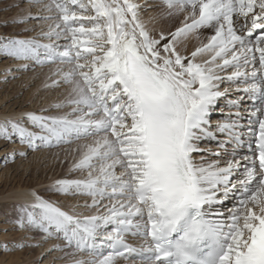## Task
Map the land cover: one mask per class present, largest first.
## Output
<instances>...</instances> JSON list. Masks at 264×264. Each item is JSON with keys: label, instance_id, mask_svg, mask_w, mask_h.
<instances>
[{"label": "snow or ice", "instance_id": "1", "mask_svg": "<svg viewBox=\"0 0 264 264\" xmlns=\"http://www.w3.org/2000/svg\"><path fill=\"white\" fill-rule=\"evenodd\" d=\"M162 3L187 15L181 27L158 39L141 23L140 5L132 0H51L46 7L55 6L60 22L43 34L50 43L0 37V56L40 67L71 65L53 74L72 85L75 96L66 105L72 108L68 115L29 113L23 119L34 131L10 122L0 126V137L11 139L10 126L33 149L92 139L81 145L71 169L86 177L59 180L54 190L90 197L84 207L96 214H70L34 194L18 226L87 253L93 257L87 264H116L118 257L131 264H264V0ZM33 19L40 17L17 23ZM200 29L214 34L190 57L181 55L178 43ZM226 82L252 101L250 155L226 167H204L195 154L207 151L203 141L217 140L210 116L229 93L220 87ZM238 127L232 120L215 131L240 146L245 133ZM229 199L231 207H217ZM130 236L145 243L133 247Z\"/></svg>", "mask_w": 264, "mask_h": 264}, {"label": "rangeland", "instance_id": "2", "mask_svg": "<svg viewBox=\"0 0 264 264\" xmlns=\"http://www.w3.org/2000/svg\"><path fill=\"white\" fill-rule=\"evenodd\" d=\"M132 2L140 5V21L157 39L160 33L169 35L176 31L178 27L182 26L181 22L187 15V12L178 13L177 9L169 10L162 3V0H133ZM50 3L51 0H40L39 3H29L28 0H0V25L7 24L6 27H0V37L29 39L35 37L41 43H50L51 41L45 38L43 34L49 32L50 29H55L56 24L60 22L59 13L55 6H52L51 11L46 7ZM170 11L173 13L172 15L169 14ZM28 16L40 17V19L28 20L24 24L17 23L18 20L27 19ZM44 17L49 19H43ZM237 27H239L238 24ZM56 30L59 31V29ZM210 36L205 35L200 29L187 39L182 38L178 43V51L181 55L190 57L193 51L208 43ZM59 43L66 45L68 41L61 39ZM256 55L258 56V53ZM209 58L210 54L200 56L197 57L196 62L203 63ZM58 67L67 71L71 65L40 67L31 62L17 61L13 58L0 56V126L10 122L21 123L29 131H34L31 125L23 119L29 113L46 116H65L71 113L72 108L66 105L75 98L72 93V85L64 84L61 77L53 74ZM231 72L232 69H229L225 75L231 74ZM56 80H61L59 86H53V82ZM224 88H228L229 93L227 97L221 98L218 102L217 109L210 116L211 122L216 115L220 114L222 115L220 118L226 122L237 120L238 132L245 133L241 136L243 143L240 146L228 143L229 139H220L222 133L215 132L217 140L203 141L201 146H206L207 151L195 154L196 163L204 167L216 162H218L217 167H226L229 160L250 155L248 152L250 137L247 135V129L250 118L249 106L252 101L247 99L243 91H238L234 84L226 82L222 84L221 90ZM230 89L234 90L231 91ZM229 98H236L238 107H229L228 101H231ZM56 105L65 106L58 109ZM232 108L234 110H231ZM225 112L229 113L226 114ZM217 126L218 124L211 125L210 130L217 128ZM8 131L11 139L0 137V236H2L0 237V263L78 264V261L83 260L87 264L89 260L93 259L87 253L78 252L74 247L66 246L61 240L46 239L43 233L35 229L18 226V220L26 215L23 208L28 205L18 200V192L20 189L35 190L42 199L59 206L66 212L82 217L96 214L95 209L84 207L86 203H91L90 197L63 196L54 190V185L59 180L84 179L86 177V173L73 172L71 169L82 156L81 145L92 143V139L76 140L71 144L58 147L33 149L12 134L10 126ZM220 143H227V149L221 148ZM216 152L220 155L211 154ZM201 155H203V159L200 158ZM240 162L241 164L248 163L244 160ZM75 199H79L76 205L73 204ZM102 203H107V201ZM233 203L234 199H229L225 205L218 206L227 209ZM126 239L128 243L135 245L134 247H139L145 243L136 237L130 236ZM56 248L62 250H55ZM104 251L107 253L109 249ZM124 263L131 264V260H125L122 257L117 258L116 264Z\"/></svg>", "mask_w": 264, "mask_h": 264}, {"label": "bare ground", "instance_id": "3", "mask_svg": "<svg viewBox=\"0 0 264 264\" xmlns=\"http://www.w3.org/2000/svg\"><path fill=\"white\" fill-rule=\"evenodd\" d=\"M133 1V0H132ZM142 1V0H141ZM145 1V0H144ZM134 3H136V2H134ZM140 3V2H139ZM35 6V5H34ZM239 23H242V20L241 21H239L237 24L239 25ZM202 31H203V33L205 34V35H212V34H214L213 33V31L211 30V29H202ZM201 38H204V37H201ZM222 86V85H221ZM220 86V87H221ZM231 87V86H230ZM229 87V88H230ZM231 91H233L234 89H230ZM231 93H234V92H231ZM229 100H235L236 101V98L235 99H231V98H229ZM219 102V101H218ZM247 105V104H246ZM231 110H234L233 108L231 109ZM229 112H233V111H229ZM229 112H225L226 114H228ZM217 113H219V112H217ZM225 114V115H226ZM222 115L220 114V115H216V117H214L213 118V122H211V125H220L221 123H224V122H226L225 120H223V119H221L220 117H221ZM210 121H212L211 119H210ZM215 129L216 128H213V130L212 131H214V132H216L215 131ZM220 139H222V140H226L227 139V137H224V135H221V137H220ZM213 146V145H212ZM249 155V154H248ZM197 158H198V156H197ZM215 161V160H214ZM222 161V160H221ZM34 194L35 195H38L36 192H35V190H30V189H24V190H21L20 189V191L18 192V200L20 201V202H22L23 204H28V205H30L32 202H34ZM80 199V198H79ZM79 199H75L74 201H73V204L74 205H76V204H78L77 202V200H79ZM91 200V199H90ZM86 203V202H85ZM218 207H220V206H218ZM70 214H74V213H70ZM74 215H76V214H74ZM82 217V216H81ZM0 237H2V236H0ZM1 239V238H0ZM129 244H131V243H129ZM132 245V244H131ZM141 245V244H140ZM133 247L135 246V245H132ZM80 258V257H79ZM121 260V259H120ZM119 261V260H118ZM120 262V261H119ZM1 264V263H0ZM3 264H12V263H10V262H4ZM125 264V263H124Z\"/></svg>", "mask_w": 264, "mask_h": 264}]
</instances>
